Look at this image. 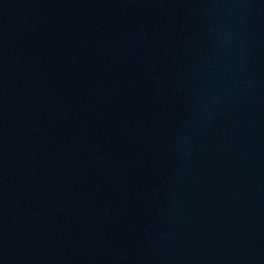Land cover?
Returning <instances> with one entry per match:
<instances>
[{"label": "water", "instance_id": "obj_1", "mask_svg": "<svg viewBox=\"0 0 264 264\" xmlns=\"http://www.w3.org/2000/svg\"><path fill=\"white\" fill-rule=\"evenodd\" d=\"M0 264H264V0H8Z\"/></svg>", "mask_w": 264, "mask_h": 264}]
</instances>
